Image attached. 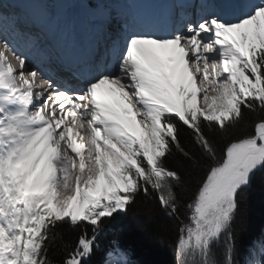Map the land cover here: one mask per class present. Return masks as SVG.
I'll use <instances>...</instances> for the list:
<instances>
[{
	"label": "snow or ice",
	"instance_id": "snow-or-ice-1",
	"mask_svg": "<svg viewBox=\"0 0 264 264\" xmlns=\"http://www.w3.org/2000/svg\"><path fill=\"white\" fill-rule=\"evenodd\" d=\"M31 2L62 6L0 0V264H93L140 200L179 222L175 264H264V237L237 261L234 227L264 170V0H177L154 21L113 6L138 0ZM103 264L132 262L116 245Z\"/></svg>",
	"mask_w": 264,
	"mask_h": 264
},
{
	"label": "trees",
	"instance_id": "trees-1",
	"mask_svg": "<svg viewBox=\"0 0 264 264\" xmlns=\"http://www.w3.org/2000/svg\"><path fill=\"white\" fill-rule=\"evenodd\" d=\"M187 133V129H182L181 139L186 144L189 142ZM204 167L200 165L190 176H186L187 183L179 189L183 200L190 196L193 181L203 175ZM178 225L179 222L166 215L156 201L140 200L127 215L117 217L107 226L104 234L99 237V247L92 262L103 264L105 251L118 245L128 254L132 264H175L174 246ZM234 227L238 243L243 241V247L236 255L239 262L246 247L253 240L264 237V170L256 173L251 186L242 194ZM59 231L63 233V241L67 242V249L71 250L80 230L64 226ZM53 251L57 256L65 254L61 241H57Z\"/></svg>",
	"mask_w": 264,
	"mask_h": 264
},
{
	"label": "bare ground",
	"instance_id": "bare-ground-1",
	"mask_svg": "<svg viewBox=\"0 0 264 264\" xmlns=\"http://www.w3.org/2000/svg\"><path fill=\"white\" fill-rule=\"evenodd\" d=\"M22 4L30 6L35 11H37L36 10V5H37L36 2H31V0H28V1L22 0ZM116 5H117V3H116ZM116 5H114V6L122 8L126 11L143 13L145 18L148 21L158 20L159 13H160L161 9L163 8V3L161 0H138V3H133V4L120 3L117 6ZM61 6L62 5H60V4H56L57 8H59Z\"/></svg>",
	"mask_w": 264,
	"mask_h": 264
},
{
	"label": "rangeland",
	"instance_id": "rangeland-1",
	"mask_svg": "<svg viewBox=\"0 0 264 264\" xmlns=\"http://www.w3.org/2000/svg\"><path fill=\"white\" fill-rule=\"evenodd\" d=\"M37 3V5H36V8H37V11H38V13H39V10L41 9V8H43V7H49V6H51V7H56L55 6V4L54 3H51V2H49V3H47V4H41V3H39V2H36ZM118 4H120V3H117V5ZM114 5H116V4H114ZM113 5V6H114ZM116 5V6H117Z\"/></svg>",
	"mask_w": 264,
	"mask_h": 264
}]
</instances>
